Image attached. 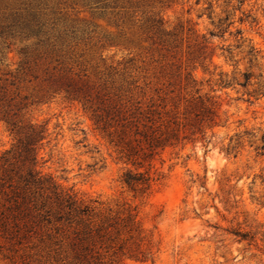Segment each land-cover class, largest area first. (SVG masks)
<instances>
[{
	"label": "rangeland",
	"instance_id": "rangeland-1",
	"mask_svg": "<svg viewBox=\"0 0 264 264\" xmlns=\"http://www.w3.org/2000/svg\"><path fill=\"white\" fill-rule=\"evenodd\" d=\"M208 1L217 16L230 12L225 25L235 21L223 38L210 39V71L218 65L231 72L232 62L221 48L235 49L236 29L264 55V0H243L240 10L236 0L230 6L227 0H0V75L17 70L21 49L29 51L32 71L19 82L20 93L33 101L25 117L46 123L50 133L39 151L38 169L80 198L97 200L104 212L136 207L140 231L129 241L136 240L145 255H121L114 264H264V155L248 142L236 155L225 150L236 132L264 130V97L250 105L242 91L213 87L212 75L198 64L196 84L187 86L185 80L193 69L187 45L214 29ZM240 17L247 21L240 23ZM33 20L40 22L39 37L29 30ZM54 66L80 74L92 91L122 105L170 109L200 87L220 104L217 124L205 127L203 137L184 139L145 162L140 169L157 179L149 192L134 193L122 174L135 166L97 128L90 109L42 84L45 71ZM247 66L243 61L239 67ZM253 70L264 76V57ZM13 142L0 121V159ZM237 226L256 241H239L230 232ZM46 237L22 245L0 238V264H71L60 244Z\"/></svg>",
	"mask_w": 264,
	"mask_h": 264
},
{
	"label": "trees",
	"instance_id": "trees-1",
	"mask_svg": "<svg viewBox=\"0 0 264 264\" xmlns=\"http://www.w3.org/2000/svg\"><path fill=\"white\" fill-rule=\"evenodd\" d=\"M231 1L234 0L225 1L227 6ZM236 1L240 10L243 0ZM205 9L214 29L187 45L188 59L193 62V69L185 74L187 86L196 84L193 70L198 64L205 73L212 75L213 87L235 89L237 93L242 91L245 101L254 104L264 97V76L262 72L253 70L264 57L262 50L246 38L241 29H236L232 35L237 41V51L221 48V55L232 62L231 72L219 70L221 66L218 65L210 71L214 57L213 50L207 53L210 39L223 38L235 21L225 25L230 20V12L226 10L225 16H217L212 1L207 2ZM239 21L244 23L247 19L240 17ZM251 23L257 24L255 17H251ZM40 28L39 21L30 23V32L38 37L41 36ZM20 53L23 59L18 69L6 70L0 75V121L14 137L12 146L4 150L0 159V238L22 245L38 237L43 241L47 236V240L54 239L55 244H60L71 264H114L118 263L121 255L144 257L139 243L129 241L140 231L136 207L127 205L121 213L104 212L97 205V200L80 198L71 187L63 186L38 169L39 151L50 133L46 123L33 122L25 117L33 101L20 93L19 82L25 80L32 66L29 51L22 48ZM243 61L248 66L241 69L239 66ZM33 76L39 78V75ZM41 82L47 91L63 92L68 99L80 101L90 109L97 128L119 148L126 162L135 166H128L122 174L123 184L134 193L149 192L157 179L149 169H140L145 162L150 164L167 147L176 146L184 139L194 138L198 133L203 137L205 127L217 124L220 104L208 93H201L200 87L194 94L173 101L172 108L163 106L158 109L154 104L143 108L140 102L122 105L110 98L103 99L98 90L92 91L89 82L80 74L63 66L46 70ZM246 142L254 147L257 155H264V130L257 133L247 129L232 136V141L225 148L226 153L235 152L236 155ZM42 226H47L46 233L42 232ZM124 232L129 234V238H122ZM230 232L239 241H248L249 244L256 241L253 233L240 226L232 227Z\"/></svg>",
	"mask_w": 264,
	"mask_h": 264
}]
</instances>
